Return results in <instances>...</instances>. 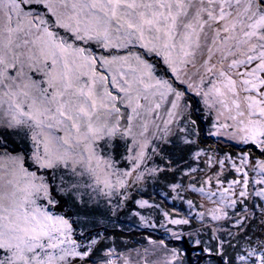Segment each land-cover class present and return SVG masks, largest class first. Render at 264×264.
I'll use <instances>...</instances> for the list:
<instances>
[{"label":"snow or ice","instance_id":"obj_1","mask_svg":"<svg viewBox=\"0 0 264 264\" xmlns=\"http://www.w3.org/2000/svg\"><path fill=\"white\" fill-rule=\"evenodd\" d=\"M149 181L195 264H264V0H0V264H190L116 232Z\"/></svg>","mask_w":264,"mask_h":264},{"label":"rangeland","instance_id":"obj_2","mask_svg":"<svg viewBox=\"0 0 264 264\" xmlns=\"http://www.w3.org/2000/svg\"><path fill=\"white\" fill-rule=\"evenodd\" d=\"M199 124L202 128L201 147H219L221 151H236L235 148L226 146L221 141H218L217 138L207 136V130L209 128L207 121L201 119ZM134 195L136 199L143 198L154 207L139 209L134 202H130L126 208L122 209L119 213V218L114 219V222L118 225L116 232L122 234V239L126 240L129 246L141 249L143 247H149L151 249L146 237H151V239L155 241L163 239L170 248L177 247L184 250L190 264H195V256L192 252L191 241H189L187 237L181 241H176L171 238L166 228H173L175 230L178 226L167 225L163 217L164 212H168L173 216H175L177 212L183 215L187 211L186 205L179 199L173 200L172 196L175 194H170L163 182L149 181L145 184L143 191L139 195L135 193ZM133 211H137L140 216H144L148 225L154 224L156 227L150 228L142 224L140 216L133 215ZM162 224H164V226H161ZM184 243L189 246L187 251L184 247ZM158 255L163 256L164 253L160 252ZM148 258L153 260L156 259V256L150 254Z\"/></svg>","mask_w":264,"mask_h":264},{"label":"trees","instance_id":"obj_3","mask_svg":"<svg viewBox=\"0 0 264 264\" xmlns=\"http://www.w3.org/2000/svg\"><path fill=\"white\" fill-rule=\"evenodd\" d=\"M184 247H185L186 251H187V249H189V246L186 243H184Z\"/></svg>","mask_w":264,"mask_h":264}]
</instances>
